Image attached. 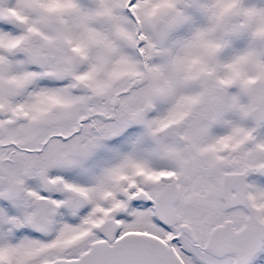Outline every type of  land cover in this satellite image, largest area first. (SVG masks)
<instances>
[{"label": "snow or ice", "instance_id": "1", "mask_svg": "<svg viewBox=\"0 0 264 264\" xmlns=\"http://www.w3.org/2000/svg\"><path fill=\"white\" fill-rule=\"evenodd\" d=\"M0 264H264V0H0Z\"/></svg>", "mask_w": 264, "mask_h": 264}]
</instances>
